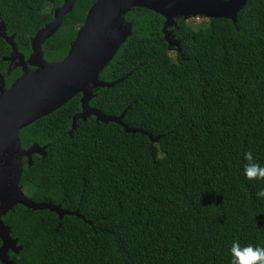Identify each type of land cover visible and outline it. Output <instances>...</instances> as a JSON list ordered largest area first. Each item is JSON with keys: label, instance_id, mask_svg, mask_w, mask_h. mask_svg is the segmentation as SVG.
I'll return each instance as SVG.
<instances>
[{"label": "trees", "instance_id": "trees-1", "mask_svg": "<svg viewBox=\"0 0 264 264\" xmlns=\"http://www.w3.org/2000/svg\"><path fill=\"white\" fill-rule=\"evenodd\" d=\"M95 0H74L42 43L61 61ZM62 0H0V21L27 57L30 39ZM130 34L99 72L111 87L93 89L89 105L114 122L77 119L80 94L21 128L20 186L35 202L76 214L13 206L2 217L21 249L15 264H231L233 241L264 247V178L248 179L245 152L264 166V0H246L233 23L207 18L197 28L176 17L173 58L164 18L132 7ZM9 45L0 38L2 59ZM20 75L17 69L6 80ZM149 135L155 140L149 138ZM0 264H3L0 261Z\"/></svg>", "mask_w": 264, "mask_h": 264}, {"label": "water", "instance_id": "water-1", "mask_svg": "<svg viewBox=\"0 0 264 264\" xmlns=\"http://www.w3.org/2000/svg\"><path fill=\"white\" fill-rule=\"evenodd\" d=\"M246 0H95L86 12L85 19L78 28L66 56L58 62H48L43 57L42 43L60 26L63 16L68 13L74 0H62L53 9L52 19L38 29L30 39L31 52L27 59L17 51L13 34L7 35L0 21V38L10 47V54L3 57L9 61V69L21 67V75L8 89L0 90V261L15 264L9 259L8 251L17 254L21 246L17 238L11 237V229L2 221L15 205L31 210L47 209L60 219L65 214H78L49 202H35L27 197L20 186L22 158L31 164L32 154L45 156V145L36 143L22 148L18 132L66 103L74 95L80 94V110L71 118L70 134L76 127V120L90 116L96 122H114L125 132L147 134L139 128L128 127L123 121L125 109L118 115H106L90 106L93 89L111 87L114 82L99 79L98 74L112 58L119 46L130 34L121 16L132 7H142L160 14L164 20L161 31L170 48L179 50V41L174 38L169 27L176 17L227 18L233 23L236 14ZM2 82V80H0ZM3 84V82H2ZM149 138L155 140L149 135Z\"/></svg>", "mask_w": 264, "mask_h": 264}, {"label": "clouds", "instance_id": "clouds-1", "mask_svg": "<svg viewBox=\"0 0 264 264\" xmlns=\"http://www.w3.org/2000/svg\"><path fill=\"white\" fill-rule=\"evenodd\" d=\"M244 159L248 162L244 167L246 178H264V166L253 162L251 152H245ZM257 195L264 197V189H261ZM230 252L232 255L231 264H264V247L259 244L255 246L252 244L241 246L238 241H233Z\"/></svg>", "mask_w": 264, "mask_h": 264}, {"label": "flooded vegetation", "instance_id": "flooded-vegetation-1", "mask_svg": "<svg viewBox=\"0 0 264 264\" xmlns=\"http://www.w3.org/2000/svg\"><path fill=\"white\" fill-rule=\"evenodd\" d=\"M170 30H171V29H170ZM172 34H173V33H172ZM172 49H173L174 52L176 51V48H172ZM17 51H18L19 53H21V52L18 50V48H17ZM9 54H10V49H9L8 55H9ZM21 54H22V53H21ZM6 56H7V55H6ZM27 57H28V56H27ZM27 57L24 56L25 59H27ZM4 61L6 62V66H5V70H4V72H3V73H0V80H2V82H3V84H2V82H0V90H1L2 88H3V89H8V88L11 86V84L13 83V81L21 75V67H20L19 65H15V64L13 63V67H11V68L9 69V61H8V60H4ZM17 69L20 70V75H18L17 77L13 78L11 81L6 80V77H7L8 75H12V74L14 73V71L17 70Z\"/></svg>", "mask_w": 264, "mask_h": 264}, {"label": "rangeland", "instance_id": "rangeland-1", "mask_svg": "<svg viewBox=\"0 0 264 264\" xmlns=\"http://www.w3.org/2000/svg\"><path fill=\"white\" fill-rule=\"evenodd\" d=\"M192 27L197 28L201 22H206V18L197 16L195 18H187L185 19ZM170 56L173 58L174 51L172 48L168 49Z\"/></svg>", "mask_w": 264, "mask_h": 264}]
</instances>
